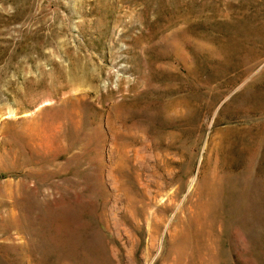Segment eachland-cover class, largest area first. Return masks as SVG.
<instances>
[{
    "label": "rangeland",
    "instance_id": "1",
    "mask_svg": "<svg viewBox=\"0 0 264 264\" xmlns=\"http://www.w3.org/2000/svg\"><path fill=\"white\" fill-rule=\"evenodd\" d=\"M0 264H264V0H0Z\"/></svg>",
    "mask_w": 264,
    "mask_h": 264
}]
</instances>
